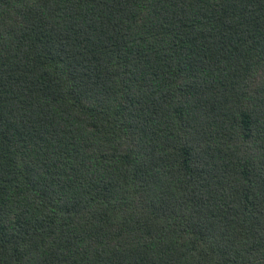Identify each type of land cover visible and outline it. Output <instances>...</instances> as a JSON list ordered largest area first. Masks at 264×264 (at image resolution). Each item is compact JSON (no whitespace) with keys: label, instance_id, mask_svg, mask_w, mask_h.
<instances>
[{"label":"trees","instance_id":"obj_1","mask_svg":"<svg viewBox=\"0 0 264 264\" xmlns=\"http://www.w3.org/2000/svg\"><path fill=\"white\" fill-rule=\"evenodd\" d=\"M0 264H264V0H0Z\"/></svg>","mask_w":264,"mask_h":264}]
</instances>
